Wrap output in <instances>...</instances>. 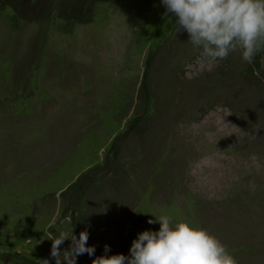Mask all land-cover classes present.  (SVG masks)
I'll return each mask as SVG.
<instances>
[{"label":"rangeland","instance_id":"374dc122","mask_svg":"<svg viewBox=\"0 0 264 264\" xmlns=\"http://www.w3.org/2000/svg\"><path fill=\"white\" fill-rule=\"evenodd\" d=\"M164 11L0 0V264H56L49 235L86 228L76 264L127 256L152 215L264 264V51L201 64Z\"/></svg>","mask_w":264,"mask_h":264},{"label":"clouds","instance_id":"9594fccd","mask_svg":"<svg viewBox=\"0 0 264 264\" xmlns=\"http://www.w3.org/2000/svg\"><path fill=\"white\" fill-rule=\"evenodd\" d=\"M168 19L177 32L186 31L188 42L198 52L201 64H212L227 59L239 51L244 62L251 63L258 52L264 51V0H160ZM174 20V22H173ZM259 129H255L254 133ZM256 137V134H255ZM149 224L159 223L157 231L145 230L133 240L129 255H104L92 264H237L227 246L203 227H194L167 215L154 216ZM51 258L56 264H76L77 257L95 255V246H88L87 228L79 237L64 231L51 233ZM70 240L67 249L61 245ZM63 257V260L61 259ZM44 264H50L48 259Z\"/></svg>","mask_w":264,"mask_h":264}]
</instances>
